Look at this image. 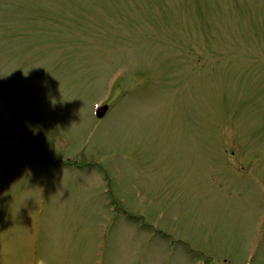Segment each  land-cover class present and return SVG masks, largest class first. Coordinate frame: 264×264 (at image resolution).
<instances>
[{
    "label": "rangeland",
    "instance_id": "1",
    "mask_svg": "<svg viewBox=\"0 0 264 264\" xmlns=\"http://www.w3.org/2000/svg\"><path fill=\"white\" fill-rule=\"evenodd\" d=\"M0 78V264H264V0H0Z\"/></svg>",
    "mask_w": 264,
    "mask_h": 264
},
{
    "label": "water",
    "instance_id": "2",
    "mask_svg": "<svg viewBox=\"0 0 264 264\" xmlns=\"http://www.w3.org/2000/svg\"><path fill=\"white\" fill-rule=\"evenodd\" d=\"M0 94L13 104H16L21 110H23L29 117L37 121V114L34 108H32L27 102H25L21 97L16 95L12 90H10L5 84L0 81ZM22 142L21 145H24Z\"/></svg>",
    "mask_w": 264,
    "mask_h": 264
}]
</instances>
